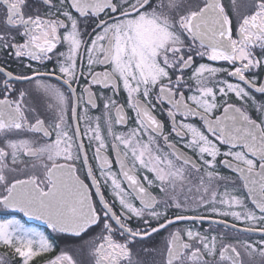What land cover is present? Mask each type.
Here are the masks:
<instances>
[{
    "label": "snow or ice",
    "instance_id": "obj_1",
    "mask_svg": "<svg viewBox=\"0 0 264 264\" xmlns=\"http://www.w3.org/2000/svg\"><path fill=\"white\" fill-rule=\"evenodd\" d=\"M37 261L264 264V0H0V264Z\"/></svg>",
    "mask_w": 264,
    "mask_h": 264
},
{
    "label": "flooded vegetation",
    "instance_id": "obj_2",
    "mask_svg": "<svg viewBox=\"0 0 264 264\" xmlns=\"http://www.w3.org/2000/svg\"><path fill=\"white\" fill-rule=\"evenodd\" d=\"M9 67L14 71H19L20 69L17 67L16 63L12 60H9ZM32 226L34 227H40L43 228L44 226L40 225L38 222H31ZM207 227V225H205ZM163 240L162 235H157L154 239H151L149 241L151 246H159ZM43 259H47V257H44ZM37 264H40L39 261H37Z\"/></svg>",
    "mask_w": 264,
    "mask_h": 264
}]
</instances>
